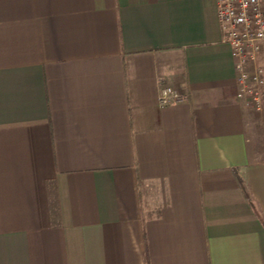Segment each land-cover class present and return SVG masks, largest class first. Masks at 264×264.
<instances>
[{"label":"crops","instance_id":"obj_1","mask_svg":"<svg viewBox=\"0 0 264 264\" xmlns=\"http://www.w3.org/2000/svg\"><path fill=\"white\" fill-rule=\"evenodd\" d=\"M237 92L215 0H0V264H264Z\"/></svg>","mask_w":264,"mask_h":264},{"label":"built area","instance_id":"obj_2","mask_svg":"<svg viewBox=\"0 0 264 264\" xmlns=\"http://www.w3.org/2000/svg\"><path fill=\"white\" fill-rule=\"evenodd\" d=\"M222 42L230 48L237 75V98L259 112L263 106L264 68L258 56L264 45V0H215ZM186 95L159 87L157 103L166 108L182 103Z\"/></svg>","mask_w":264,"mask_h":264}]
</instances>
